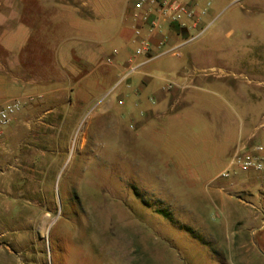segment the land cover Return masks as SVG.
Returning <instances> with one entry per match:
<instances>
[{
	"label": "rangeland",
	"instance_id": "1",
	"mask_svg": "<svg viewBox=\"0 0 264 264\" xmlns=\"http://www.w3.org/2000/svg\"><path fill=\"white\" fill-rule=\"evenodd\" d=\"M113 8L100 9L105 21ZM196 33L180 55H162L151 68L170 82L180 71L214 66L209 78L247 96L261 92L264 0H213ZM120 77L113 91L131 78ZM96 102L73 118L69 137L62 128L64 148L47 139L31 149L22 142L0 158L8 176L0 182V264H264L256 183L247 186L252 197L234 175L211 180L191 162L166 164L169 150L191 153L182 144L157 146L142 137L134 150L119 146L115 112L101 113ZM121 124L130 130L127 117Z\"/></svg>",
	"mask_w": 264,
	"mask_h": 264
},
{
	"label": "crops",
	"instance_id": "2",
	"mask_svg": "<svg viewBox=\"0 0 264 264\" xmlns=\"http://www.w3.org/2000/svg\"><path fill=\"white\" fill-rule=\"evenodd\" d=\"M73 1L0 0V103L36 96L4 129L0 158L22 142L31 149L45 145L47 139L64 148L62 128L69 129V137L73 118L77 120L95 101V109L101 113L115 112L113 130L119 146L134 150L142 137L157 146L164 140L173 146L182 144L191 153L169 150L165 163L181 167L191 162L198 176H211V180L227 167L236 146L264 145V88L250 96L242 94L239 86L219 76L209 78L207 71L216 69L214 66L196 69L200 74L189 72L187 79L183 77L187 71H180L172 80L180 87L168 88L166 78L151 68L157 56L113 91L135 49L131 17L135 0H122L115 6L110 0ZM108 6L116 11L107 12V17H113L105 21L99 12ZM212 7L213 0L202 22L212 14ZM184 35V30L171 25L165 47L181 43ZM153 51L157 52L155 42ZM139 60L145 61V57ZM124 117L131 123L130 130L121 124ZM53 128L57 134L50 135ZM5 169L0 166L1 183L8 178ZM234 176L235 184L252 197L247 186L256 183L261 194L254 197L264 209V175L246 172ZM3 199L0 193V203Z\"/></svg>",
	"mask_w": 264,
	"mask_h": 264
},
{
	"label": "built area",
	"instance_id": "3",
	"mask_svg": "<svg viewBox=\"0 0 264 264\" xmlns=\"http://www.w3.org/2000/svg\"><path fill=\"white\" fill-rule=\"evenodd\" d=\"M212 0L201 3L199 0H135L132 7L131 17L134 21L133 42L135 49L127 59L126 65L120 73V81L134 75L145 62L165 54L180 55V48L187 42L198 37L196 30L201 27L202 18L206 15ZM244 0H232V4L243 5ZM176 26L184 30L186 36L181 43H175L165 47L166 31ZM145 28V32H143ZM157 52L153 51V45ZM141 56L145 61L139 60ZM106 63H111L108 58ZM185 79L190 78L189 72H185ZM168 88L178 86L170 81ZM36 99L35 95L10 98L0 103V136L4 129L15 119V116L27 104ZM254 172L264 175V145L253 144L236 146L227 167L219 174L218 178H227L234 174Z\"/></svg>",
	"mask_w": 264,
	"mask_h": 264
},
{
	"label": "bare ground",
	"instance_id": "4",
	"mask_svg": "<svg viewBox=\"0 0 264 264\" xmlns=\"http://www.w3.org/2000/svg\"><path fill=\"white\" fill-rule=\"evenodd\" d=\"M84 125H85V122H84ZM84 125L83 126L81 125V126L84 127Z\"/></svg>",
	"mask_w": 264,
	"mask_h": 264
}]
</instances>
